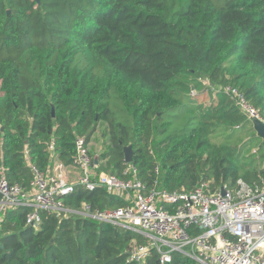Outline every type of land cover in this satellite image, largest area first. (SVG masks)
I'll list each match as a JSON object with an SVG mask.
<instances>
[{"label":"trees","instance_id":"obj_1","mask_svg":"<svg viewBox=\"0 0 264 264\" xmlns=\"http://www.w3.org/2000/svg\"><path fill=\"white\" fill-rule=\"evenodd\" d=\"M225 87L264 121V0H0V175L28 189L31 166L71 165L75 140L90 146L102 124L99 173L129 178L130 165L169 192L262 185L264 154L261 167L242 159L256 135ZM63 203L73 212L39 211L36 228L31 209L7 211L0 264H127L131 241L145 243L74 213L125 206L104 188L77 186ZM170 264L198 263L174 253Z\"/></svg>","mask_w":264,"mask_h":264},{"label":"built area","instance_id":"obj_2","mask_svg":"<svg viewBox=\"0 0 264 264\" xmlns=\"http://www.w3.org/2000/svg\"><path fill=\"white\" fill-rule=\"evenodd\" d=\"M223 92L233 97L251 121L264 123L258 110L239 91L225 87ZM53 149L51 143L49 150ZM98 166V157L93 158L84 139L77 138L71 165H63L54 156L51 168L45 172L31 166L34 177L28 189L9 184L1 173L0 223L7 211L27 208L31 212L26 224L36 228L40 224L39 211L56 215L73 212L64 207L63 199L77 186L88 191L104 188L123 200L125 206L102 211L84 206L74 213L143 239L145 243L131 241L127 264H142L151 252L158 255V264H170L174 253L198 264H264V180L262 185L253 186L238 180L234 188L224 187V194L221 188L212 190L210 182L191 191L169 192L148 189L138 180L133 166L123 171L129 176L124 179L99 173Z\"/></svg>","mask_w":264,"mask_h":264},{"label":"rangeland","instance_id":"obj_3","mask_svg":"<svg viewBox=\"0 0 264 264\" xmlns=\"http://www.w3.org/2000/svg\"><path fill=\"white\" fill-rule=\"evenodd\" d=\"M195 98L199 103H207L209 99L206 93L199 94ZM104 132L105 130L103 129V125L99 124L96 129L94 138L92 139L90 146H88L90 155L93 158L94 156L98 157L99 153L107 150L108 143L103 135ZM245 142H243L242 144H244ZM263 154H264V146L262 144V140L257 138L256 136L254 137V141L252 143L248 142L246 146L242 149V159L246 158L245 162L247 164H251L253 167H259V166L261 167L263 165V160H261ZM74 179L75 178L73 177L70 180H74Z\"/></svg>","mask_w":264,"mask_h":264},{"label":"water","instance_id":"obj_4","mask_svg":"<svg viewBox=\"0 0 264 264\" xmlns=\"http://www.w3.org/2000/svg\"><path fill=\"white\" fill-rule=\"evenodd\" d=\"M35 1L38 2V0ZM251 125H252V130L254 131L256 137L262 140V144L264 146V123L259 121L258 119H252ZM123 154H124L125 163H131L133 158V152L131 146L124 147ZM96 163H97V159H95V164ZM220 191L221 194H224L225 193L224 187H221Z\"/></svg>","mask_w":264,"mask_h":264},{"label":"crops","instance_id":"obj_5","mask_svg":"<svg viewBox=\"0 0 264 264\" xmlns=\"http://www.w3.org/2000/svg\"><path fill=\"white\" fill-rule=\"evenodd\" d=\"M209 101V100H208Z\"/></svg>","mask_w":264,"mask_h":264}]
</instances>
